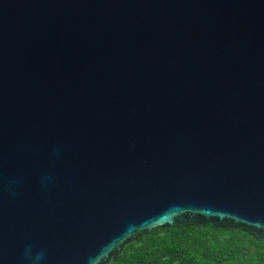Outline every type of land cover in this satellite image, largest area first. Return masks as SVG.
I'll list each match as a JSON object with an SVG mask.
<instances>
[{
    "label": "water",
    "instance_id": "1",
    "mask_svg": "<svg viewBox=\"0 0 264 264\" xmlns=\"http://www.w3.org/2000/svg\"><path fill=\"white\" fill-rule=\"evenodd\" d=\"M183 224L264 243V0H0V264Z\"/></svg>",
    "mask_w": 264,
    "mask_h": 264
},
{
    "label": "trees",
    "instance_id": "2",
    "mask_svg": "<svg viewBox=\"0 0 264 264\" xmlns=\"http://www.w3.org/2000/svg\"><path fill=\"white\" fill-rule=\"evenodd\" d=\"M114 264H264V243L245 228H157L125 245Z\"/></svg>",
    "mask_w": 264,
    "mask_h": 264
},
{
    "label": "clouds",
    "instance_id": "3",
    "mask_svg": "<svg viewBox=\"0 0 264 264\" xmlns=\"http://www.w3.org/2000/svg\"><path fill=\"white\" fill-rule=\"evenodd\" d=\"M24 255L26 257L32 258V247L31 245H26L24 248ZM33 264H35V261H33Z\"/></svg>",
    "mask_w": 264,
    "mask_h": 264
}]
</instances>
